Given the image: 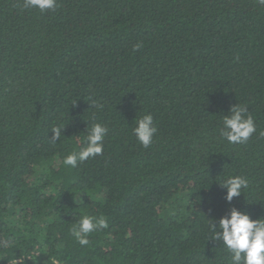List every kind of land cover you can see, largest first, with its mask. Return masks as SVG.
<instances>
[{
	"label": "trees",
	"instance_id": "16d2710c",
	"mask_svg": "<svg viewBox=\"0 0 264 264\" xmlns=\"http://www.w3.org/2000/svg\"><path fill=\"white\" fill-rule=\"evenodd\" d=\"M23 5L0 0V264L25 250L41 253L25 264H228L208 219L232 207L264 219V5ZM236 105L257 129L244 144L220 135ZM148 114L145 149L133 129ZM94 123L109 130L102 154L65 166ZM233 176L249 186L228 204ZM83 215L109 225L87 246L71 234Z\"/></svg>",
	"mask_w": 264,
	"mask_h": 264
},
{
	"label": "clouds",
	"instance_id": "9594fccd",
	"mask_svg": "<svg viewBox=\"0 0 264 264\" xmlns=\"http://www.w3.org/2000/svg\"><path fill=\"white\" fill-rule=\"evenodd\" d=\"M259 3L264 5V0H259ZM23 6L35 8L44 13L55 11L57 0H24ZM140 46V44L135 45L134 50L139 49ZM92 106L102 108V105L95 101ZM63 130L64 128L60 127L53 128L50 131L52 133L50 142L59 141ZM108 131V128L100 123H94L86 135L84 147L68 154L63 160L64 165L76 168L78 161L83 162L101 155L104 149L103 141ZM256 131L253 117L247 114V109L236 105L230 109L229 115L224 116L220 135L230 144H244ZM156 133L157 127L154 125L151 114L137 120L136 127L133 129L136 140L145 149L152 145ZM248 186L249 181L242 176L229 177L220 185L226 190L224 199L228 204H231L233 198L241 196ZM108 226L103 217L83 215L72 227L71 234L79 245L87 246L90 243L88 239L90 233L106 229ZM208 231L207 242L211 241L224 247L229 254L228 264H264V219L253 220L246 213L232 207L218 220L208 219ZM2 246L7 247V242H4ZM15 253L11 264H25V261H32L33 258L36 260V257L41 254L30 250L19 252V256ZM56 264L60 262L57 261Z\"/></svg>",
	"mask_w": 264,
	"mask_h": 264
}]
</instances>
